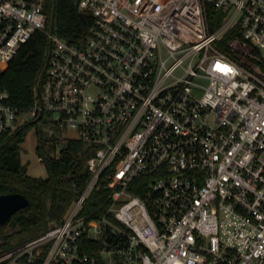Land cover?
Instances as JSON below:
<instances>
[{"label":"built area","instance_id":"obj_1","mask_svg":"<svg viewBox=\"0 0 264 264\" xmlns=\"http://www.w3.org/2000/svg\"><path fill=\"white\" fill-rule=\"evenodd\" d=\"M47 2L0 0V69L37 31L51 40L42 106L0 89V136L34 121L77 140L89 178L63 222L0 262L264 264V0H78L76 40ZM93 190L101 205L79 213Z\"/></svg>","mask_w":264,"mask_h":264},{"label":"trees","instance_id":"obj_2","mask_svg":"<svg viewBox=\"0 0 264 264\" xmlns=\"http://www.w3.org/2000/svg\"><path fill=\"white\" fill-rule=\"evenodd\" d=\"M51 0L46 12L51 14ZM209 29H215L222 21V14L210 4L205 7ZM86 22L80 19L76 0H56L54 30L61 37L76 40L84 33ZM50 49L48 36L40 31L23 43L17 54L0 69V89L9 93V103L21 111L38 102L36 86L43 80L42 70ZM36 126V152L42 158L47 176L36 177L27 173L26 164L20 158L21 143L28 131ZM57 140L47 138L34 121H26L13 132L0 136V192H19L26 196L28 205L15 211L6 222L0 224V251L7 250L25 240L29 235L45 230L50 222L61 223L70 211L89 178L85 166L87 153L77 140H69L59 153ZM104 191L93 190L83 203L79 213L101 205ZM102 210H100L101 212ZM7 229H12L6 233ZM83 249L88 254H98L102 242H86ZM0 264H7L6 261Z\"/></svg>","mask_w":264,"mask_h":264},{"label":"rangeland","instance_id":"obj_3","mask_svg":"<svg viewBox=\"0 0 264 264\" xmlns=\"http://www.w3.org/2000/svg\"><path fill=\"white\" fill-rule=\"evenodd\" d=\"M24 118L25 115H20L18 120L21 122L24 120ZM62 133L65 135V136L63 135L64 137H70L75 135V131L71 130L70 128H67ZM36 143H37V134H36V126H34L32 129L28 131L24 141L21 143L20 158L22 163L26 164V170L28 174L36 177H46L47 176L46 168L44 164L41 161H38L37 159L38 154L35 149ZM62 145H63L62 141L57 143L55 148L56 152H58L61 149ZM12 231H13L12 229H7L6 233H10ZM41 232L42 231L38 232L37 234ZM37 234L29 235V233L24 232L22 234V237H25L26 238L25 240H27ZM106 259L108 260V258Z\"/></svg>","mask_w":264,"mask_h":264},{"label":"water","instance_id":"obj_4","mask_svg":"<svg viewBox=\"0 0 264 264\" xmlns=\"http://www.w3.org/2000/svg\"><path fill=\"white\" fill-rule=\"evenodd\" d=\"M51 14H50V28L52 29L54 25L55 18V9H56V0H51ZM78 5V0H76V7ZM81 21L85 22V17L83 13H79ZM49 44L51 46V40L49 39ZM48 60V56L45 60L44 66H46ZM44 68V67H43ZM43 72V70H42ZM36 94L38 98L39 105L42 106L41 101V84L40 82L36 86ZM39 114L38 118L40 117ZM29 201L25 195L19 192H0V224H3L8 220V218L18 209L28 205Z\"/></svg>","mask_w":264,"mask_h":264},{"label":"snow or ice","instance_id":"obj_5","mask_svg":"<svg viewBox=\"0 0 264 264\" xmlns=\"http://www.w3.org/2000/svg\"><path fill=\"white\" fill-rule=\"evenodd\" d=\"M227 70V69H226Z\"/></svg>","mask_w":264,"mask_h":264}]
</instances>
